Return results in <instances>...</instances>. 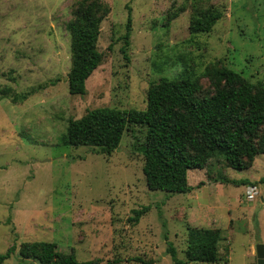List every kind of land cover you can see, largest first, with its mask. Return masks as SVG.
Listing matches in <instances>:
<instances>
[{
    "label": "rangeland",
    "instance_id": "1",
    "mask_svg": "<svg viewBox=\"0 0 264 264\" xmlns=\"http://www.w3.org/2000/svg\"><path fill=\"white\" fill-rule=\"evenodd\" d=\"M80 0H0V254L2 264H39L22 259L24 242H53L57 251L98 264H174L189 230H218L222 241L213 264H257L264 246V155L233 170L210 158L189 170L185 194L150 191L140 151L145 128L124 130L117 149L98 154L88 146L61 144L69 120L110 107L143 110L148 88L161 77L186 73L214 93L211 69H230L264 85V0H101L100 65L83 95H70L66 29ZM217 7L222 17L206 34L190 35L196 10ZM184 8L180 12V9ZM131 18L124 53L122 36ZM24 96V97H23ZM264 124L254 138L256 147ZM255 185L233 184L232 182ZM254 186L256 194L247 199ZM147 207L138 222L133 210ZM186 264H202L187 262Z\"/></svg>",
    "mask_w": 264,
    "mask_h": 264
},
{
    "label": "trees",
    "instance_id": "2",
    "mask_svg": "<svg viewBox=\"0 0 264 264\" xmlns=\"http://www.w3.org/2000/svg\"><path fill=\"white\" fill-rule=\"evenodd\" d=\"M184 8L180 9V12ZM101 0H80L67 23L71 66L67 73L70 95H83L85 81L100 65L103 54L97 49L100 23L108 13ZM222 17L215 6L196 10L189 18L190 35L209 33ZM131 18L128 13L122 36L124 53L129 43ZM215 80L214 93L199 97L200 86L186 73L176 78L161 77L146 93L143 110H121L102 107L87 111L77 120H69L61 144L69 147L88 146L98 154L110 155L130 126L145 128L141 146L142 174L150 191L185 194L191 190L189 170H201L210 158L222 159L233 170H244L257 155H264L262 145L256 147L254 138L264 124V85H254L236 72L211 69L207 72ZM24 97V96H23ZM255 185L254 183L232 182ZM264 188V176L257 182ZM147 207L133 210L132 222H138ZM222 241L218 230H189L184 251L187 262L213 264L218 262ZM166 252L174 264H186L177 259L174 247L167 242ZM15 251L12 245L0 264ZM22 259H33L39 264H98L80 262L73 254L57 251L53 242H24L19 245ZM142 264H152L151 261Z\"/></svg>",
    "mask_w": 264,
    "mask_h": 264
},
{
    "label": "water",
    "instance_id": "3",
    "mask_svg": "<svg viewBox=\"0 0 264 264\" xmlns=\"http://www.w3.org/2000/svg\"><path fill=\"white\" fill-rule=\"evenodd\" d=\"M256 253V263L264 264V246L262 244H257L255 248Z\"/></svg>",
    "mask_w": 264,
    "mask_h": 264
},
{
    "label": "built area",
    "instance_id": "4",
    "mask_svg": "<svg viewBox=\"0 0 264 264\" xmlns=\"http://www.w3.org/2000/svg\"><path fill=\"white\" fill-rule=\"evenodd\" d=\"M256 188L254 186L250 187L246 192L247 199H252L253 196L256 194Z\"/></svg>",
    "mask_w": 264,
    "mask_h": 264
}]
</instances>
